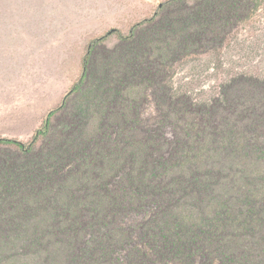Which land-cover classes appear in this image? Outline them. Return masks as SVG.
<instances>
[{
  "label": "trees",
  "instance_id": "1",
  "mask_svg": "<svg viewBox=\"0 0 264 264\" xmlns=\"http://www.w3.org/2000/svg\"><path fill=\"white\" fill-rule=\"evenodd\" d=\"M263 2L167 0L94 39L31 139L0 137V264H264V76L172 85Z\"/></svg>",
  "mask_w": 264,
  "mask_h": 264
},
{
  "label": "rangeland",
  "instance_id": "2",
  "mask_svg": "<svg viewBox=\"0 0 264 264\" xmlns=\"http://www.w3.org/2000/svg\"><path fill=\"white\" fill-rule=\"evenodd\" d=\"M166 1L0 0V137L30 140L79 79L91 42L112 47ZM240 72L264 76V2L220 52L180 63L172 85L203 102Z\"/></svg>",
  "mask_w": 264,
  "mask_h": 264
},
{
  "label": "water",
  "instance_id": "3",
  "mask_svg": "<svg viewBox=\"0 0 264 264\" xmlns=\"http://www.w3.org/2000/svg\"><path fill=\"white\" fill-rule=\"evenodd\" d=\"M162 5V3H160V6Z\"/></svg>",
  "mask_w": 264,
  "mask_h": 264
}]
</instances>
